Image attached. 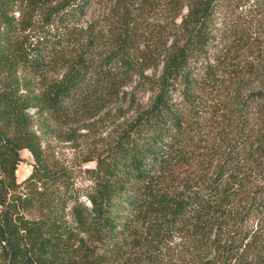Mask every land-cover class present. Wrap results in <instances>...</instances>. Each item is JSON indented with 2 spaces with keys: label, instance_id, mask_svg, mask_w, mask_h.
Wrapping results in <instances>:
<instances>
[{
  "label": "trees",
  "instance_id": "trees-1",
  "mask_svg": "<svg viewBox=\"0 0 264 264\" xmlns=\"http://www.w3.org/2000/svg\"><path fill=\"white\" fill-rule=\"evenodd\" d=\"M96 1L0 0V264H264V252L250 251L264 228V49L245 57L262 46L256 19L225 13L226 0H170L186 12L155 55L138 45L140 0H124L114 26L83 28ZM231 55L242 60L236 77L259 88L234 92L221 161L199 185L176 183L198 155L205 99L225 84L219 67ZM135 76L150 100L84 160L94 166L53 165L44 136L77 116L109 117ZM23 151L31 172L19 183ZM242 154L257 174L247 196L234 169Z\"/></svg>",
  "mask_w": 264,
  "mask_h": 264
},
{
  "label": "rangeland",
  "instance_id": "rangeland-1",
  "mask_svg": "<svg viewBox=\"0 0 264 264\" xmlns=\"http://www.w3.org/2000/svg\"><path fill=\"white\" fill-rule=\"evenodd\" d=\"M124 0H98L94 2L88 11L87 16L83 19L81 26L86 28L92 25L95 28H101L108 24L114 26L121 17V5ZM238 6V7H237ZM239 15L248 16L256 19L254 29L256 37L259 38V47L254 48L246 53V60L254 61L257 57L258 50L261 53L264 49V0H226L224 12L235 11ZM176 7L171 9L170 0H140L132 8V18L136 19L137 37L140 50L149 47L155 55L165 50L171 40L174 39L175 29L179 25L182 15L186 12L183 8L179 14ZM164 44V45H163ZM264 53V52H263ZM262 53V54H263ZM259 54V55H262ZM237 55H231L225 60V63L219 67L220 74L225 78V84L221 85L216 95H209L205 99L203 113H201L202 121L198 128L202 134L197 135L196 140H203L201 146L197 150L198 155L191 163L183 164L176 171V183L180 182L186 185L196 186L205 178L212 168L221 160L222 152L225 150V142L232 140L235 131V117L238 112V104L233 98L234 92L244 95L259 88L255 79L246 75L241 78L236 77V64L242 63V60H236ZM261 66L264 67V54L259 57ZM161 67L155 71L152 67L145 74L150 78L159 74ZM238 73V72H237ZM236 80H235V79ZM138 76L133 77L132 81L122 90L127 93L123 100L110 106L111 115L104 116L105 111L99 117L93 119H85L77 116L68 124L56 127L53 131L47 133L43 139V147H45L46 155L53 165L60 167L87 168L93 167V162H84L85 159L92 154L100 153L107 148L108 140L115 136V132L123 126H127L129 122L136 116L137 111L146 107L150 100V92L147 84L137 85ZM232 97V98H231ZM121 108V109H118ZM108 111V109H107ZM235 115V116H234ZM95 122L91 125L90 122ZM258 122V121H256ZM254 126V135L256 134L260 123ZM73 132L74 140L66 142V135ZM251 132V131H250ZM109 136V137H108ZM195 141V140H194ZM22 162L19 163L16 170L17 181L20 183L31 172L32 159L27 151L21 153ZM242 154L237 164L234 165L235 171L241 168L243 177L249 185L245 189L244 195L247 196L251 191V183L257 178L256 170L248 160L243 159ZM237 168V169H236ZM236 205V204H235ZM252 225V224H250ZM255 234H259V243L253 242L251 246V254L264 252V228L257 230Z\"/></svg>",
  "mask_w": 264,
  "mask_h": 264
},
{
  "label": "built area",
  "instance_id": "built-area-1",
  "mask_svg": "<svg viewBox=\"0 0 264 264\" xmlns=\"http://www.w3.org/2000/svg\"><path fill=\"white\" fill-rule=\"evenodd\" d=\"M30 113H34V110H30Z\"/></svg>",
  "mask_w": 264,
  "mask_h": 264
}]
</instances>
